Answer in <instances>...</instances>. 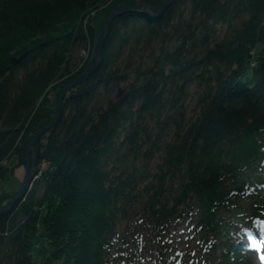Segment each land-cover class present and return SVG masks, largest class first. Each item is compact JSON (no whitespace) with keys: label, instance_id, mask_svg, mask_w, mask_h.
Listing matches in <instances>:
<instances>
[{"label":"trees","instance_id":"trees-1","mask_svg":"<svg viewBox=\"0 0 264 264\" xmlns=\"http://www.w3.org/2000/svg\"><path fill=\"white\" fill-rule=\"evenodd\" d=\"M164 2L0 0V181L25 167L111 9ZM181 6L190 28L170 30ZM39 151L29 191L0 215V264H245L250 234L264 245V0L116 17L33 162Z\"/></svg>","mask_w":264,"mask_h":264},{"label":"water","instance_id":"water-1","mask_svg":"<svg viewBox=\"0 0 264 264\" xmlns=\"http://www.w3.org/2000/svg\"><path fill=\"white\" fill-rule=\"evenodd\" d=\"M175 1H177V0H165V2L161 5V7L155 12H151L149 10H141V9L137 10L134 7L129 6V5H118V6H115L111 9V11L109 12V14L106 18L104 25L102 26L101 30L99 31V33L97 35L94 55H93V59H92L91 64L89 65V67L83 72V74L79 78L75 79L72 82L65 83L61 87V89L58 93V97H57V113H56V116L47 125H45L42 129H40L36 133V135L34 136L33 140L30 142V144L27 148V151H26L25 173H24L23 182H22L21 186L19 187V189L17 191H15L12 198L7 203L0 205V215L9 214L12 211V209L14 208V206L16 205V203L19 200H21L26 195V193L29 191V189L32 185V182L36 177V173L38 170V164H39V160H40V151H39L37 154L35 162H33L32 149H33L35 144L39 143L41 136L46 131H48L49 129H51L52 127H54L55 125H57L59 123L61 116H62L63 103H64L65 96H66L67 92L71 88L76 87V86L81 85L82 83L86 82L89 79V77L100 67V65L102 63V59H103L104 44H105V41L107 39V36L109 35L113 20L116 17H118L119 15L125 14L127 12H134V11L142 12L144 14H147V15L153 16V17L160 16L163 13H165V11ZM33 164H34V166H33Z\"/></svg>","mask_w":264,"mask_h":264},{"label":"rangeland","instance_id":"rangeland-1","mask_svg":"<svg viewBox=\"0 0 264 264\" xmlns=\"http://www.w3.org/2000/svg\"><path fill=\"white\" fill-rule=\"evenodd\" d=\"M182 9V14L179 15L181 13V11L177 12L176 15H174L173 17V21L172 23L170 24V30L173 29V27L175 26V24H178V22H181L184 29H189L190 28V25H187L189 24V21L191 19V16H190V10L185 8L184 6H181L180 7V10ZM107 18V17H106ZM96 20V25L97 26H100L102 21L104 20L103 19V13H99L98 16L95 18ZM106 21V19H105ZM105 23V22H104ZM104 23L102 24V26L104 25ZM194 26V23L192 24ZM102 28V27H101ZM168 31V30H167ZM88 50H83L82 48L76 53L77 56H81L82 59L86 58L87 55H88ZM115 94V93H114ZM115 96V95H113ZM102 97L103 99V96L101 95L100 98ZM190 97L189 96L187 98V104H188V112H190L192 110V107L194 105V103L192 102L191 105L189 104L191 102L190 100ZM24 173H25V167L24 166H17L14 170V172H12L10 175H8L5 179H2L0 181V194L3 192V191H9V192H14V191H17L19 189V187L21 186L22 182H23V179H24ZM261 190V189H260ZM263 192V197H264V190H262ZM150 262H152V259L149 260ZM245 264H262L260 261H259V257L257 255H255L254 253H251L250 255H248L247 257V261Z\"/></svg>","mask_w":264,"mask_h":264}]
</instances>
